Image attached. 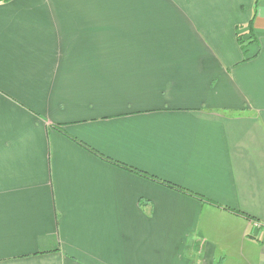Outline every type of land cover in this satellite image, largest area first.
<instances>
[{
    "label": "crops",
    "instance_id": "0c3cea01",
    "mask_svg": "<svg viewBox=\"0 0 264 264\" xmlns=\"http://www.w3.org/2000/svg\"><path fill=\"white\" fill-rule=\"evenodd\" d=\"M255 1L0 0V264H264Z\"/></svg>",
    "mask_w": 264,
    "mask_h": 264
},
{
    "label": "trees",
    "instance_id": "16d2710c",
    "mask_svg": "<svg viewBox=\"0 0 264 264\" xmlns=\"http://www.w3.org/2000/svg\"><path fill=\"white\" fill-rule=\"evenodd\" d=\"M257 2H258V0H256L255 1V4H257ZM255 39V35H254V32H253V27H252V21H250L249 22V33H248V35H244V34H239V36H238V40H239V42L241 43V45L244 47L246 44H247V42L246 41H248V40H250V41H253ZM169 186H171V187H173V188H175V189H177V190H182V191H184V192H187V193H190V194H193L194 196H198V197H200L201 199H203V197L201 196V195H199V194H197V193H191V192H189V191H186L187 189H185V188H183V187H181V186H178V185H176V184H172V183H169V182H166Z\"/></svg>",
    "mask_w": 264,
    "mask_h": 264
}]
</instances>
